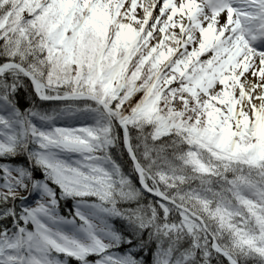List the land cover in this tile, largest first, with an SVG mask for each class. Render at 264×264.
<instances>
[{"label":"snow or ice","instance_id":"6c2138e0","mask_svg":"<svg viewBox=\"0 0 264 264\" xmlns=\"http://www.w3.org/2000/svg\"><path fill=\"white\" fill-rule=\"evenodd\" d=\"M0 264H264V0H0Z\"/></svg>","mask_w":264,"mask_h":264}]
</instances>
